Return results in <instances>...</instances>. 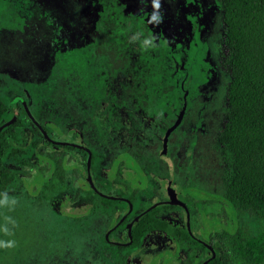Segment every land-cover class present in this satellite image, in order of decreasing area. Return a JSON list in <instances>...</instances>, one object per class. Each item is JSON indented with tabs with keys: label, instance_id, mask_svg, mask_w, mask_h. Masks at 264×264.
<instances>
[{
	"label": "flooded vegetation",
	"instance_id": "flooded-vegetation-1",
	"mask_svg": "<svg viewBox=\"0 0 264 264\" xmlns=\"http://www.w3.org/2000/svg\"><path fill=\"white\" fill-rule=\"evenodd\" d=\"M8 6L18 22L4 37L20 40L17 51L9 46L0 56L20 49L23 63L4 62L0 73L27 87L9 102L0 96V131L20 127L23 142L36 143L40 194L60 166L63 179L47 201L67 203L72 223L102 240L99 255L108 264L215 260L214 221L224 224L220 211L228 217L221 194L199 180L210 171L194 162L221 158L230 76L218 0H160L159 23L148 22L151 0H4ZM183 121L188 137L171 138ZM156 156L188 173L164 172ZM193 170L203 174L195 178ZM170 190L185 207L170 203ZM177 191L191 195L180 199ZM163 205L172 207L160 212L166 230L150 229V208Z\"/></svg>",
	"mask_w": 264,
	"mask_h": 264
},
{
	"label": "trees",
	"instance_id": "trees-1",
	"mask_svg": "<svg viewBox=\"0 0 264 264\" xmlns=\"http://www.w3.org/2000/svg\"><path fill=\"white\" fill-rule=\"evenodd\" d=\"M218 3L230 76L226 118L218 135L224 164V191L218 196V205L232 225L220 229L218 256L206 264H264V0ZM20 130L8 125L0 131V195L20 188L23 178L37 168L36 143L23 142ZM54 168L41 190L46 200L63 179L64 170ZM171 209L151 207L150 229L166 230L160 212ZM142 223L140 220L135 227Z\"/></svg>",
	"mask_w": 264,
	"mask_h": 264
},
{
	"label": "rangeland",
	"instance_id": "rangeland-1",
	"mask_svg": "<svg viewBox=\"0 0 264 264\" xmlns=\"http://www.w3.org/2000/svg\"><path fill=\"white\" fill-rule=\"evenodd\" d=\"M3 7L4 0H0V10L2 11H0V53L9 46L15 49L20 40L18 35L10 36V33L9 37H4L6 29L12 30L13 26H16L14 22H18V19L16 20L13 16L14 13L11 6L6 8ZM19 53L20 49L16 54L3 56L5 59L0 56V70L2 66H5L4 62L8 65H20L21 62L23 63V60L19 57ZM4 78L5 77H2L0 73V80ZM9 79L14 80L8 78L4 79L5 81L2 84L0 83V96H2L6 102H9L11 98L17 97L16 93H21V89L27 87V83H22V81L12 82ZM59 94L61 95V90ZM185 126V121H183L178 131H176L174 135L172 134L171 138L175 137L179 139L182 137L183 139L184 137H188L187 130L190 128L189 126ZM203 141V138L199 140L200 143ZM205 149H207V144ZM208 153L212 154L211 150H208ZM158 155L161 157V151ZM167 158L169 157L164 159L167 164L160 161L157 156L156 158L154 157L153 160L156 166L160 165L164 172L171 173L174 177L177 175L183 176L184 173H188L184 172L185 167L183 166L174 168ZM204 160L205 158H202V160L198 162L195 161L194 164L196 167L201 164L198 167H200L201 170H209L210 175L207 174L209 176H207L206 179L199 176V180L201 183L205 182V186L210 191H216L218 194H222L224 190L222 180L223 166L219 152L216 153L215 158L209 159L211 162L208 161V164H204ZM171 165L174 171H172ZM169 168L171 171H169ZM201 170L198 171L201 172ZM198 171H192L195 178L196 174L199 173ZM32 172L30 173V178H23L20 185L18 184L21 186L20 188H15L14 190L0 195V197L6 196L9 200L15 199L16 201L15 205L11 207H9V205H0V226H7L13 232L12 237H8L0 232V238H14L17 241L16 246L12 249H0V264H108L102 261L99 255L100 243L102 240L87 237L83 234V229L80 228L79 225L72 223L71 217H69L70 213L67 203L52 204L44 200L40 194L41 183L43 181L42 176L35 171ZM201 174L203 173L201 172ZM185 181L188 185L189 179L185 178ZM188 190L191 191L192 189H187V191ZM65 192L58 194L57 197L61 200L65 199ZM177 193L180 199H184L186 195H191L188 193L184 195V192L181 194L178 191ZM201 194L202 193L199 194V197H202V195L206 198L209 197L206 193ZM200 211L202 210L200 209ZM220 215L223 217V219H220L224 224H219L218 219L214 221V224H218L216 228H219V231L227 226L221 211ZM5 216H10L15 219V226L5 221ZM245 225L247 224L245 223ZM209 230H211V228H209L208 231Z\"/></svg>",
	"mask_w": 264,
	"mask_h": 264
},
{
	"label": "clouds",
	"instance_id": "clouds-1",
	"mask_svg": "<svg viewBox=\"0 0 264 264\" xmlns=\"http://www.w3.org/2000/svg\"><path fill=\"white\" fill-rule=\"evenodd\" d=\"M144 0H141V3H143ZM151 6L153 8V12L151 13L149 17V23H159L162 19V14L159 12L160 9V0H151ZM141 33H136L132 36L131 39L136 40ZM143 45H150L151 44V38H145L142 41ZM16 201L15 199L9 200L8 197L3 196L0 197V205H9L11 207L12 205H15ZM5 221L10 222L12 226H15L16 221L10 216L4 217ZM0 232L4 233V235L8 237L13 236V232L9 229L7 226H0ZM17 241L14 238L9 239H2L0 238V249H12L16 246Z\"/></svg>",
	"mask_w": 264,
	"mask_h": 264
},
{
	"label": "water",
	"instance_id": "water-1",
	"mask_svg": "<svg viewBox=\"0 0 264 264\" xmlns=\"http://www.w3.org/2000/svg\"><path fill=\"white\" fill-rule=\"evenodd\" d=\"M168 195H169L170 203H171V204H178V205H181V206L185 207V205H184L183 203L179 202V201L176 199V196H175L174 191H172V190L168 191Z\"/></svg>",
	"mask_w": 264,
	"mask_h": 264
}]
</instances>
